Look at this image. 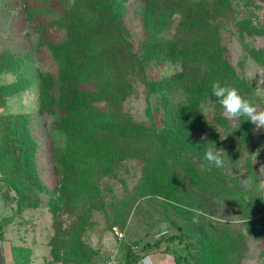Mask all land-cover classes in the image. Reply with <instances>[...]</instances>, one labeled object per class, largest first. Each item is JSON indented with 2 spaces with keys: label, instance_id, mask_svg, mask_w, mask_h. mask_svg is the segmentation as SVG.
I'll return each instance as SVG.
<instances>
[{
  "label": "rangeland",
  "instance_id": "rangeland-1",
  "mask_svg": "<svg viewBox=\"0 0 264 264\" xmlns=\"http://www.w3.org/2000/svg\"><path fill=\"white\" fill-rule=\"evenodd\" d=\"M63 1L62 5L59 0H0V157L6 143L12 139L18 143L19 136L15 137L14 133L19 128L13 118L21 114L20 122L30 121L27 127L37 141L34 155L30 156L43 186V190L20 196L12 189L14 175L4 171V165L12 168V160L6 158L3 166L0 164L3 228L0 263L4 259V264H106L113 255L119 264H126L131 258L138 263L143 254L151 253L156 238L172 235L175 238L161 244V248L169 250L174 264H264V191H259L256 185L259 169L264 166V130L255 131L245 143L236 145V161L225 163L223 168L227 174L223 180L229 191L217 188L221 183L211 169L210 175L205 174L210 180L206 184L209 189L184 184L180 191L177 187L171 188L170 196H166L167 191H155L148 180L140 185L146 163L133 158L116 163L112 174L98 180L100 185L91 184L90 176L80 182L79 185H91L90 197L86 196L87 205L93 208L91 214L86 215L83 210L78 218L75 213H65L64 204L68 203L62 200L60 191L54 190L59 188V178L51 157L50 135L57 116L40 114L44 103L42 92L49 87V78L55 82L59 78L55 58L59 51L54 54L53 49L63 43L64 31L54 23L66 3L73 4L72 0ZM153 1L123 2L124 23L135 49H141L146 43L139 10H151L166 0ZM231 1L236 9L234 18L253 17L255 21L258 18L264 25L263 2ZM235 25L230 21L222 30L225 55L236 72L255 86L257 109L264 110V36L254 34L242 41L233 28ZM246 47L255 50L261 62ZM67 52L68 49L64 54ZM69 55L62 58L67 59ZM11 57L15 58L6 70L2 61ZM181 71L180 62H156L148 66L146 77L160 81ZM160 106L159 95L149 96L139 83L124 109L136 122L149 125L154 118L160 126L165 114ZM215 110V103L207 101L201 106V115L213 122ZM246 178L250 188L241 182ZM97 185L102 191H92V186ZM75 188L69 189L70 203L80 192ZM177 193L179 201L174 198ZM99 197L102 198L99 200ZM77 201L76 211L82 210L85 200L78 198ZM186 207H197L217 217L235 218L223 222L200 217L198 223H193V214ZM73 226L77 229H72ZM144 243L150 247L144 250Z\"/></svg>",
  "mask_w": 264,
  "mask_h": 264
},
{
  "label": "trees",
  "instance_id": "trees-1",
  "mask_svg": "<svg viewBox=\"0 0 264 264\" xmlns=\"http://www.w3.org/2000/svg\"><path fill=\"white\" fill-rule=\"evenodd\" d=\"M123 2L127 0H72L73 4L66 3L54 23L64 31L63 43L53 49L54 54L59 51L58 57L55 55L59 78L57 82L49 78V87L42 92L44 103L40 114L57 116L50 135L51 157L59 178V188L54 190L60 191L62 200L68 203H63L65 213H75L78 218L81 211L86 210L88 215L93 210L86 203L91 185H79L80 182L90 176L91 184L100 185L98 180L112 174L116 163L133 158L146 163L140 185L148 180L155 191H167L166 196H170L171 188L180 191L184 184L209 189L206 184L210 180L205 174L210 175L211 169L221 183L217 188L226 191L223 178L227 171L209 165L204 159L205 151L214 144L216 149L223 148L227 153L226 163L235 162L238 157L235 146L245 143L255 132L249 122L239 125L222 116V109L212 95V85L217 80L226 82L257 107L255 86L236 72L225 55L222 30L234 21L233 28L242 41L254 34L264 36V25L258 18L256 21L253 17L234 18L236 9L231 0H166L151 10H139L146 43L138 50L124 23ZM66 49L68 52L64 54ZM245 49L260 61L255 50ZM67 54H70L67 59L62 58ZM14 58L2 61L6 70L11 68ZM170 60L182 64L180 73L160 81L147 79L150 64ZM138 82L149 96L159 95L160 109L165 111L162 125L154 118L149 125L136 122L125 111L124 104L135 94ZM207 101L215 103L213 122L201 115V106ZM21 117L18 114L13 118L19 128L14 133L19 136L18 143L14 139L6 143L0 157L2 166L6 158L12 160V168L4 165V171L14 175L12 189L20 196L43 190L31 162L37 141L27 127L30 121L20 122ZM75 184L79 187L75 188ZM98 185L92 186V191H102ZM73 188L80 192L70 203L69 189ZM177 197L178 193L174 198ZM22 198L25 200L27 196ZM78 198L85 203L82 210L76 211ZM174 238L172 235L156 238L151 253L169 254L161 244ZM72 241L75 242L73 237ZM143 247L145 250L150 245L144 243ZM126 264L138 263L131 258Z\"/></svg>",
  "mask_w": 264,
  "mask_h": 264
},
{
  "label": "clouds",
  "instance_id": "clouds-1",
  "mask_svg": "<svg viewBox=\"0 0 264 264\" xmlns=\"http://www.w3.org/2000/svg\"><path fill=\"white\" fill-rule=\"evenodd\" d=\"M212 95L216 98L217 103L222 109V116L230 122L239 124L241 122H249L254 125V131L259 132L264 130V110H258L257 107L248 99L244 98L235 87L227 85L225 82L222 84L219 80L212 85ZM242 118V119H241ZM221 139V138H220ZM226 139V138H225ZM224 140V139H223ZM259 155V152L256 154ZM204 159L218 168H223L226 161H229L227 153L223 148L216 149L213 147L206 149ZM260 175L257 176L256 185L259 191H264V166L259 169ZM242 184L245 187L250 188L251 183L246 179H243ZM187 211L193 214V223H198L200 217H204L210 221H230L235 217H222L213 216L200 208L191 207L187 208ZM4 264V263H0ZM109 264H117L116 257H112ZM138 264H156V257L152 253L143 254L138 261Z\"/></svg>",
  "mask_w": 264,
  "mask_h": 264
},
{
  "label": "crops",
  "instance_id": "crops-1",
  "mask_svg": "<svg viewBox=\"0 0 264 264\" xmlns=\"http://www.w3.org/2000/svg\"><path fill=\"white\" fill-rule=\"evenodd\" d=\"M152 254H154V256L156 257V264H174L170 257V254L166 252L164 253L161 251H155L152 252ZM2 263H4V261H2Z\"/></svg>",
  "mask_w": 264,
  "mask_h": 264
},
{
  "label": "built area",
  "instance_id": "built-area-1",
  "mask_svg": "<svg viewBox=\"0 0 264 264\" xmlns=\"http://www.w3.org/2000/svg\"><path fill=\"white\" fill-rule=\"evenodd\" d=\"M1 232H2V230H1V224H0V243H1ZM114 256L116 257V255L111 256V257L109 258V260L107 261L106 264H109L110 259H111L112 257H114ZM116 259H117V257H116ZM117 264H119V263L117 262Z\"/></svg>",
  "mask_w": 264,
  "mask_h": 264
}]
</instances>
